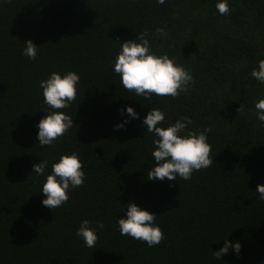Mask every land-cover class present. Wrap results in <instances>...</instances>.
I'll list each match as a JSON object with an SVG mask.
<instances>
[{
  "label": "trees",
  "instance_id": "trees-1",
  "mask_svg": "<svg viewBox=\"0 0 264 264\" xmlns=\"http://www.w3.org/2000/svg\"><path fill=\"white\" fill-rule=\"evenodd\" d=\"M217 2L0 0V264H264V201L256 192L264 185V124L254 107L264 84L250 76L264 59V0H228L227 16ZM144 29L155 53L191 71L196 83L187 95L145 100L121 85L112 71L119 43ZM27 40L38 47L35 60L21 54ZM54 71L80 76L76 101L62 110L74 127L41 147L38 123L52 110L39 85ZM152 108L165 113L162 127L184 116L191 130L210 127L213 165L190 181L147 179L154 137L143 120ZM73 152L85 182L50 209L42 184ZM43 160L38 176L33 165ZM130 201L156 215L160 244L120 235L116 223ZM84 219L105 224L95 248L76 236ZM225 241L239 242V253L229 247L217 259Z\"/></svg>",
  "mask_w": 264,
  "mask_h": 264
},
{
  "label": "clouds",
  "instance_id": "clouds-1",
  "mask_svg": "<svg viewBox=\"0 0 264 264\" xmlns=\"http://www.w3.org/2000/svg\"><path fill=\"white\" fill-rule=\"evenodd\" d=\"M157 4L163 5L165 0H156ZM221 16H227L232 9L228 0H218L215 5ZM155 33L166 36L163 27L155 29ZM120 44V50L112 62V71L119 76L123 88L145 100H151L153 96L177 98L184 93L187 95L196 81L191 71L176 63L174 57L167 54H157L152 50L149 39V29L138 33L137 39L124 41ZM38 47L31 40L24 41L21 54L29 60H35ZM250 76L257 82L264 84V59L257 62ZM80 76L74 71H68L61 75L52 72L46 80L40 82L44 103L52 111L38 123L37 140L41 147L53 146L68 131L74 127L71 116L65 114L67 109L76 101L78 95L77 86ZM256 119L264 124V98L255 102ZM243 109L241 104L238 112ZM126 111L130 117L137 118V113L131 107ZM165 122V113L159 108H152L143 120L147 126V132L152 134L153 150L152 160L155 165L147 173L149 180H177V177L190 181L193 173L202 169L210 168L214 161L212 146L208 143V136L212 132L210 127L191 130L190 125L194 121L187 116L177 119L167 127H162ZM124 125H116L122 128ZM48 161L33 165V173L38 176L45 174ZM85 165L77 153L62 154L57 162L51 165V173L46 176L42 184L41 192L45 195L42 204L50 209H58L69 201V192L83 186L86 174ZM256 192L259 199L264 201V185H257ZM126 219L117 221L121 236H127L148 247H154L164 239V233L156 223L154 213L143 210L131 201L126 205ZM93 222L84 219L76 230V236L82 238L84 245L95 248L98 240L97 230L105 228L103 221ZM229 247L239 253L240 243L230 245L228 241L214 256L220 259L226 254Z\"/></svg>",
  "mask_w": 264,
  "mask_h": 264
}]
</instances>
